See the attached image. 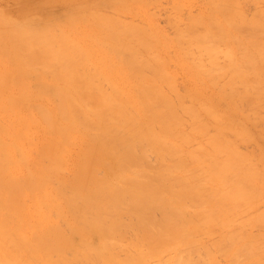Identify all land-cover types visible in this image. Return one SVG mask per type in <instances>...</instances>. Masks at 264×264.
<instances>
[{
	"label": "bare ground",
	"instance_id": "6f19581e",
	"mask_svg": "<svg viewBox=\"0 0 264 264\" xmlns=\"http://www.w3.org/2000/svg\"><path fill=\"white\" fill-rule=\"evenodd\" d=\"M53 1L0 16V264H264V8Z\"/></svg>",
	"mask_w": 264,
	"mask_h": 264
},
{
	"label": "rangeland",
	"instance_id": "374dc122",
	"mask_svg": "<svg viewBox=\"0 0 264 264\" xmlns=\"http://www.w3.org/2000/svg\"><path fill=\"white\" fill-rule=\"evenodd\" d=\"M49 1V2H48ZM94 1V3H97V4H99V6L101 7L102 6V4H101V2L103 3L105 0H93ZM148 1H150V0H148ZM152 1V0H151ZM168 3H167V2ZM170 0H153L152 2H150V3H152V4H148V3H146V4H148V6L147 5H145L144 4V6H143V4H141V9L143 8V7H145L144 9H142V11L143 10H146L145 12H147V13H144V11L142 12L141 11V9L139 8L140 6L139 5H134V7L136 8H134L133 6V8L135 9H133V10H131V11H129V12H127V11H125L126 13L125 14H121V18L123 19V21L125 20V21H132V20H134V21H136V22H134L133 21V25H134V23H137L138 21V23H140V22H142L141 24H140V26H143V24L145 25V23H146V21H147V23H148V21L150 20V18H148V16L149 17H151V19L155 22V24L156 25H158L160 28H162V30H164L165 31V33L167 34V35H172V33L174 32L172 29H174V30H177V27L180 25L181 27L187 22L185 19L187 18V16L189 17V13H190V15H192V14H194V15H197V14H199L198 12L200 11V12H203V13H205V11L206 10H204V9H207V8H209L208 10H210V9H212L213 8V6L211 5V3H210V1L209 0H188L187 2H185L184 3V6L182 7V5L180 6V8H181V11H180V8L176 11V10H174V9H172L171 7H170V3H171V1L169 2ZM246 1V0H245ZM244 0H243V2L240 0L239 2H241L240 4V6H241V8L242 7H244V8H242L243 9V11L246 13V16L248 17L249 16V14L251 15V11L250 10H252V11H254L255 13H257V11L260 9V7H261V9L260 10H262L263 8H264V0H262L263 2H259L260 0H258V1H255V2H252L251 3V1L250 0H247L246 2L248 3H251V5L248 3V5L249 6H247L246 5V2H245ZM245 4V5H243V4ZM257 3V4H256ZM97 4H94V6L96 7V8H98L99 6L97 5ZM101 4V5H100ZM186 4V5H185ZM252 4L256 7L255 9L257 10V11H255V9H254V7L252 6ZM243 5V6H242ZM256 5H258V6H256ZM61 5L59 4V3H56V2H54L53 0H0V16H7V17H14V18H16V17H18L20 14H21V12L22 11H24V10H29V9H32V10H35L36 12H39L40 14H42V15H44V16H46L47 18H48V16H49V18L48 19H50V18H57V19H59L60 17H61V15H62V12H63V9L60 7ZM210 6V7H209ZM205 7V8H204ZM212 7V8H211ZM246 7H247V9H246ZM251 8H253V9H251ZM139 10V14L138 13H136L138 10ZM203 9V10H202ZM214 9V8H213ZM249 9V10H248ZM62 10V11H61ZM137 10V11H136ZM60 11H61V13H60ZM136 11V12H135ZM149 11H151L152 13H153V15H152V13L151 12H149ZM251 12V13H247V12ZM130 12H133L132 14L130 13ZM208 12V11H207ZM210 12V11H209ZM253 12V13H254ZM122 13H124V12H122ZM136 13V14H135ZM144 13V14H143ZM179 13H180V15H179ZM182 13H183V15H182ZM187 13H188V15H187ZM196 13V14H195ZM252 13V15H254ZM134 14L137 16H134ZM174 14H176L177 16H178V19H177V17L176 16H174ZM187 15L186 17H185V15ZM125 17H124V16ZM132 15V16H131ZM139 15H142V17H143V20H142V17L140 16V17H138ZM194 15H192V16H194ZM251 15V16H252ZM123 16V17H122ZM169 16L170 17H172V19L171 18H169ZM182 16H184V20L182 19ZM251 16H249V17H251ZM59 17V18H58ZM146 17V18H145ZM176 17V18H175ZM145 18V19H144ZM149 20H148V19ZM176 19V21H175V23L177 24V21H178V26L177 25H175L174 24V20L173 19ZM128 19V20H127ZM166 19H168V20H166ZM169 19H171L170 21H172L171 23H173V24H169L170 22H169ZM188 19V18H187ZM146 20V21H145ZM124 21V22H125ZM128 21V22H129ZM130 21V22H131ZM166 21H168V22H166ZM150 22L152 23V21L150 20ZM149 22V23H150ZM157 22V23H156ZM180 22H182V23H180ZM127 23V22H126ZM132 23V22H131ZM136 24V25H139V24ZM146 23V24H147ZM180 23V24H179ZM129 24V23H128ZM169 26H171L172 25V27H169ZM176 27V28H173V27ZM181 27H179V28H181ZM184 27V26H183ZM182 27V28H183ZM171 28V29H170ZM178 28V29H179ZM166 31H168V32H166ZM171 32V33H170ZM175 33V32H174ZM172 69H174V68H172ZM176 72H178V71H176ZM175 72V73H176ZM178 76H177V78H176V82L177 83H179V80L180 81H183V76H181L182 74L181 73H176ZM180 76V78H178ZM179 79V80H178ZM185 80V79H184ZM180 85L178 86V84H176L177 85V88H178V90H180V86H181V88H182V85H184L185 84V81H183V84H181V82L179 83ZM187 85H188V83H187ZM186 85V86H187ZM184 88H185V85L183 86ZM188 87V86H187ZM186 89V88H185ZM185 89H183V90H185ZM182 90V89H181ZM180 90V91H181ZM260 111H262V109L260 110ZM249 112V111H248ZM248 112H246V113H248ZM245 113V114H246ZM250 113V112H249ZM261 113V112H260ZM252 114V113H251ZM247 115V114H246ZM261 115H264V113H261ZM251 118H250V120L252 119V116L251 115H249ZM252 121H250V123H251ZM246 123V122H245ZM246 124H248L249 125V123L247 122ZM252 124H253V122H252ZM251 125V124H250ZM252 127H254L255 129H253ZM252 127H251V129H253V131L254 132H259L260 130L259 129H261V130H263V132H264V124H258V125H255V124H253L252 125ZM256 130H259V131H256ZM195 142H197V141H195ZM239 144H241V145H239ZM251 144H242V143H238L236 146H237V150H241V152L243 151H247V150H249V151H247V152H249V153H251L252 151L254 152V145H251ZM253 148V149H252ZM251 150V151H250ZM252 152V154L253 155H256V152H255V154ZM151 160H153V159H151ZM262 202V201H261ZM260 205H262V206H260L261 208L262 207H264V200H263V202L260 204ZM260 208V209H261ZM247 213H249V212H247ZM246 213V214H247ZM241 215H242V213H240ZM238 215V217L239 216H241V215ZM242 218V217H241ZM243 218H244V216H243ZM263 226L261 225V228H262ZM258 228V229H257ZM264 228V227H263ZM261 229V230H259L260 229V227H256V229L258 230V232H260L261 234H263L264 233V229ZM249 229V231H250V227L248 228ZM255 228L254 227H252V229H251V231L252 230H254ZM256 229L254 230V234H258V232H256ZM250 234H252V235H254L253 234V231L252 232H250ZM199 237V236H198ZM213 237V239H215L214 238V235L212 236ZM216 237V236H215ZM203 238V240H204V237H202ZM211 238V237H210ZM210 238L208 239L207 238V240H210ZM206 239V238H205ZM212 239V238H211ZM221 258V257H220ZM220 258H218V259H220ZM223 259L224 258H222V259H220L219 261L221 262V263H223V264H225V261L227 262V260H224V262H222L223 261ZM197 263V262H196ZM196 263H194V264H196Z\"/></svg>",
	"mask_w": 264,
	"mask_h": 264
}]
</instances>
